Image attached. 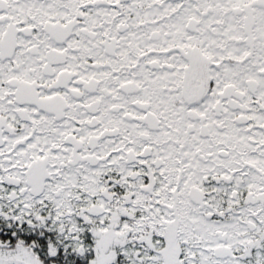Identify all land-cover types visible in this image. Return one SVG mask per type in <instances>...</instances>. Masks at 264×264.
<instances>
[{
    "label": "snow or ice",
    "instance_id": "snow-or-ice-1",
    "mask_svg": "<svg viewBox=\"0 0 264 264\" xmlns=\"http://www.w3.org/2000/svg\"><path fill=\"white\" fill-rule=\"evenodd\" d=\"M0 264H264V0H0Z\"/></svg>",
    "mask_w": 264,
    "mask_h": 264
}]
</instances>
